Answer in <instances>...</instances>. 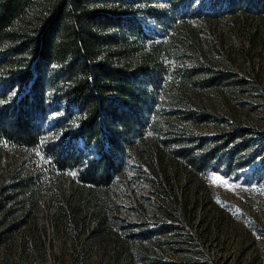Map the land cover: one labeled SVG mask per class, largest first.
<instances>
[{"label":"trees","instance_id":"16d2710c","mask_svg":"<svg viewBox=\"0 0 264 264\" xmlns=\"http://www.w3.org/2000/svg\"><path fill=\"white\" fill-rule=\"evenodd\" d=\"M221 20L228 31L218 29ZM263 48L264 0H0V264H8L16 234L17 263L45 260L35 221L42 194L57 201L55 213H44L53 230L69 223L77 232L74 260L94 247L95 264H130L136 237L180 234L177 220L190 227L197 210L203 233L217 228L204 173L234 172L262 155L264 141L234 163L252 146L246 127L212 137L175 133L163 126L172 124L168 114L203 120L208 113L158 104L173 98L188 107L195 91L225 84L257 88L260 69L248 64ZM236 138L245 141L226 149ZM9 154L22 159L13 168ZM130 159L136 173H150L160 198L153 228L142 221L138 196L126 211L136 223L119 215L111 196L128 181ZM107 244L116 250L104 257Z\"/></svg>","mask_w":264,"mask_h":264},{"label":"rangeland","instance_id":"374dc122","mask_svg":"<svg viewBox=\"0 0 264 264\" xmlns=\"http://www.w3.org/2000/svg\"><path fill=\"white\" fill-rule=\"evenodd\" d=\"M197 22L198 19L194 20V23ZM221 22L222 20L217 24L218 29L228 31ZM233 39L235 40L234 37ZM261 51V55L253 57L248 64L260 69L257 88L248 86L247 91L246 89L242 91L243 89H233L225 84L215 89H200L192 94L188 107L175 102L173 98H166L158 104V107L166 112L173 113L184 108L193 111L203 109L208 113V117L203 120H182L167 113V118L173 120H170L171 125L163 124L164 128L196 138L223 135L229 132L233 125L246 127L250 131L248 142L252 146L241 150L233 160L234 163L246 161L254 148L261 147L255 143L264 141V48ZM246 63L244 61V65ZM243 141L245 139L236 138L228 142L226 149L232 150ZM260 152L261 156L234 169V172L228 173L223 168L220 172H213L210 169L204 173L206 187L211 191L208 195L219 209L220 217L214 221L217 228L213 227L203 233L202 228L206 224H198L201 216L197 210L194 219L190 221V227L184 221L177 220L178 225H184L179 231L180 234L170 232L157 238L159 236L152 233L147 238L136 237L127 247V251L133 255L130 264H156L154 263L156 259L163 262L162 264H264V162L261 161L264 150L260 148ZM7 156L8 158L4 160L11 163L12 168L22 160L15 154ZM127 161L129 182L110 190L111 196L120 206L119 215L125 216L130 223H136L139 219L133 213L126 214L128 207L133 203L132 195L138 196L140 209L144 211L142 221L146 227L153 228L159 223L156 214L160 198L151 193L152 187L148 180L150 173L144 168L142 172L136 173L133 160ZM131 176L135 177L134 182H130ZM178 183L176 182L175 190L171 194L178 193ZM203 193L202 190L198 193L199 200L203 199ZM49 195L42 194L39 198L35 219L45 244V260L40 262L29 257L26 261L17 263L16 249L19 239L16 234L9 241V248L5 252L9 259L8 264H95L99 250L94 247H91L88 254L83 252V256L77 260L73 259L74 246L78 245L75 243L77 232L69 223H62L58 232L53 230L51 219L44 213L47 211L55 213L57 201L52 200ZM205 214H208L207 210ZM255 219L260 230L251 228ZM115 248L107 244L104 248V257L113 253ZM136 251H143L144 255L148 256L146 260L136 258ZM99 261L105 264L103 259Z\"/></svg>","mask_w":264,"mask_h":264}]
</instances>
